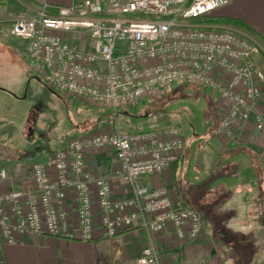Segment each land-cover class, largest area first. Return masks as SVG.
<instances>
[{
	"label": "built area",
	"instance_id": "built-area-1",
	"mask_svg": "<svg viewBox=\"0 0 264 264\" xmlns=\"http://www.w3.org/2000/svg\"><path fill=\"white\" fill-rule=\"evenodd\" d=\"M229 0H74L46 5L15 18L9 33L22 40L25 68L80 102L116 110L175 86H204L217 99L215 131L235 142L252 118L251 134L264 131L254 111L264 84L262 44L234 26L211 21ZM264 63V59H262ZM94 128L30 165V189L0 192V233L8 243L27 234H48L89 242L97 229L108 238L128 229L148 241L134 264H160L153 235L170 231L181 241L203 237L200 213L175 205L166 186L145 178L177 162L185 147L180 126L121 132ZM108 149L111 174L129 195L116 198L110 180L87 165L90 151ZM8 177L0 169V180ZM74 202L70 226L65 208Z\"/></svg>",
	"mask_w": 264,
	"mask_h": 264
},
{
	"label": "crops",
	"instance_id": "crops-1",
	"mask_svg": "<svg viewBox=\"0 0 264 264\" xmlns=\"http://www.w3.org/2000/svg\"><path fill=\"white\" fill-rule=\"evenodd\" d=\"M16 1L18 6L11 5L8 0L6 3L0 1V36L6 32L10 34V27L7 28L4 22L13 14L18 17L30 8L34 11L44 5L52 11L58 6L71 5L74 0ZM213 16L239 20L264 40V0H229ZM4 93L1 98L14 105L17 98ZM254 111L264 117V88ZM252 126L250 118L238 132L236 141L227 146L223 136L216 133L215 125L214 136L206 143L197 146L195 141L193 150L184 147L181 158L168 170L145 178L148 186H166L175 205L197 209L203 223V237L194 241L177 240L170 231L153 235L160 264H240L231 254L233 259L225 263L228 255L222 254L226 246L223 235H253L264 240V131L251 134ZM32 163L0 165V169L5 168L8 174L6 179L0 180V192L30 189L33 185ZM112 163L108 149L90 151L87 155L92 174L109 178L113 196H128L129 190L123 180L111 174ZM65 208L70 213V226H74L76 216L71 195L66 199ZM147 241V236L137 229L124 230L112 238L97 229L94 239L89 242L48 234H27L15 243H8L0 233V264H134ZM243 264L264 262L256 259Z\"/></svg>",
	"mask_w": 264,
	"mask_h": 264
},
{
	"label": "rangeland",
	"instance_id": "rangeland-1",
	"mask_svg": "<svg viewBox=\"0 0 264 264\" xmlns=\"http://www.w3.org/2000/svg\"><path fill=\"white\" fill-rule=\"evenodd\" d=\"M29 12L31 8L24 14ZM15 18V14L9 16L5 26L10 27ZM7 33L0 36V165L41 161L48 151L69 138L106 126L121 132L180 126L187 150H193L195 141L201 146L214 136L217 99L210 88L178 85L169 93L146 95L113 113L109 108L73 99L49 86L42 74L28 71L22 58V40ZM262 59L259 56L257 62L264 64ZM4 92L17 98L14 105L1 98ZM233 141L224 138L227 146ZM222 238L226 241L222 254L228 255L225 263L233 258L240 264L256 259L264 262V240L260 237L223 235Z\"/></svg>",
	"mask_w": 264,
	"mask_h": 264
},
{
	"label": "trees",
	"instance_id": "trees-1",
	"mask_svg": "<svg viewBox=\"0 0 264 264\" xmlns=\"http://www.w3.org/2000/svg\"><path fill=\"white\" fill-rule=\"evenodd\" d=\"M8 2L11 5H15V6L19 5L16 0H8ZM210 20L211 21H215V22H222V23L234 26L236 28H239V29L247 32L248 34H250L254 38H256L262 44V46L264 47V40L261 38V36H259V34H257L252 28H250L249 26L245 25L241 21L234 20V19H221V18H217V17H210ZM261 57L264 59V52H261Z\"/></svg>",
	"mask_w": 264,
	"mask_h": 264
}]
</instances>
